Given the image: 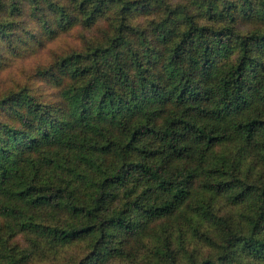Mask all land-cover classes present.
<instances>
[{
  "label": "trees",
  "instance_id": "trees-1",
  "mask_svg": "<svg viewBox=\"0 0 264 264\" xmlns=\"http://www.w3.org/2000/svg\"><path fill=\"white\" fill-rule=\"evenodd\" d=\"M77 30L0 88V264H264V0H0V69Z\"/></svg>",
  "mask_w": 264,
  "mask_h": 264
},
{
  "label": "rangeland",
  "instance_id": "rangeland-1",
  "mask_svg": "<svg viewBox=\"0 0 264 264\" xmlns=\"http://www.w3.org/2000/svg\"><path fill=\"white\" fill-rule=\"evenodd\" d=\"M81 30L74 31L70 34H63L54 41H50V43L38 52L35 55H24L20 59H13L12 62L8 63L7 67L4 69H0V88H6L13 84V82H24L31 75L34 74L36 69L41 66L47 64L53 58L54 54L63 52L66 49L78 45L80 42V38L82 35ZM1 61V59H0ZM34 85L36 87V95H41L44 100L55 101L58 98L59 90H57L51 84H45L43 81H38L37 79L34 81ZM79 258L81 254H78ZM77 260V261H78ZM38 264H47L44 262H40ZM120 264H140L139 262L132 261V259H128Z\"/></svg>",
  "mask_w": 264,
  "mask_h": 264
}]
</instances>
